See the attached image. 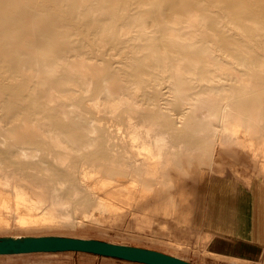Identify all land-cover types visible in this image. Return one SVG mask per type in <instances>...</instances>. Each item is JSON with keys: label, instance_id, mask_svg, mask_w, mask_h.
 I'll list each match as a JSON object with an SVG mask.
<instances>
[{"label": "bare ground", "instance_id": "obj_1", "mask_svg": "<svg viewBox=\"0 0 264 264\" xmlns=\"http://www.w3.org/2000/svg\"><path fill=\"white\" fill-rule=\"evenodd\" d=\"M113 51L125 53L129 63L112 65ZM247 57H264V0H0V122L11 123L25 115L41 120L37 128L25 129L15 140L8 135L9 127L0 123V182L19 180L17 174L23 170L41 169L53 183L48 196L41 192L34 203L15 188L14 200L4 196L0 200V217L23 208L25 213L6 219L7 225L26 226L47 214L70 221L72 199L79 192L66 190L65 177L71 175L74 181L75 164L68 160L81 158L83 151L98 158L94 166L101 170L131 166L135 174L146 177L152 174L140 169L144 165L159 171L169 166L179 169L176 155L163 152L167 141L162 134L152 142L146 140L153 137L151 127L143 136L129 121L130 137L138 143L143 161L134 159L129 150H119L110 138L95 143L94 119L86 122L74 107V100L88 101L76 93L93 88L101 87L99 100L104 105L135 102L129 92L133 86L147 101L161 105L159 115L167 121L190 114L199 123L197 135L218 137L222 144L235 140L242 155L253 153L255 168L259 160L253 130L244 126L241 106L233 107L235 89L251 86L248 78L235 73V67L252 68ZM260 67L264 74V64ZM98 73L106 75L95 82ZM152 84L165 93L149 94ZM111 108L109 113L118 111ZM56 116L67 125L58 128ZM41 145L49 146L51 162L40 159ZM186 145H181L184 154L193 153ZM226 154L232 163L241 159L235 149ZM128 159L135 164L127 165ZM115 174L119 176L96 189V198L77 207L84 217L92 208L100 213L96 218L100 220L112 202L124 210L132 202L137 208L141 199L152 197L165 213L179 216L184 182L166 191L171 199L161 196L164 191L158 194L177 177L161 174L158 184L149 187L142 186L138 176ZM65 191L68 195H63Z\"/></svg>", "mask_w": 264, "mask_h": 264}, {"label": "rangeland", "instance_id": "obj_2", "mask_svg": "<svg viewBox=\"0 0 264 264\" xmlns=\"http://www.w3.org/2000/svg\"><path fill=\"white\" fill-rule=\"evenodd\" d=\"M112 55L111 62H113L112 65L114 66H123L127 62L129 63L125 53L113 51ZM247 59L250 61L252 68L247 70L244 67H235V73L240 76L244 75L246 79L248 78L251 86H241L235 89L234 95L236 99L233 100V107L240 109L241 106L239 112L244 119V126L253 130L252 138L254 147L258 152L257 160H259L255 168L251 163L253 153L246 151V154L243 155L247 157L243 156V150L239 145L235 144V140H230L229 144H222L218 137L212 139L204 134L197 135L195 129L199 126V123L192 119L190 114L182 119H176L171 116L167 121L159 115L161 105L147 101L146 98L141 96L140 91H134L133 86L130 87L129 92L134 94L133 101L136 103L104 105L99 100L100 92L102 91L101 87L98 89L93 88L86 94L77 92L76 97L84 96L88 98L87 102H82L80 99L74 100V107L76 109L79 108L78 112L81 113L86 122L94 119L93 124L96 128L95 143H103L107 138H110L119 150H129L133 154L134 159L143 161L142 156L137 153L138 143L134 142L130 137L129 121L136 126L143 136L146 135L147 129L151 127V135L153 137H146V140L152 142L155 135L162 134L167 141L163 152L165 154L172 152L176 155L175 164L179 169L175 170L169 166L165 170L159 171L144 165L140 169L143 171L148 169L152 174L151 176L148 174L146 177L135 174L131 166L129 168L116 165L110 170H101L94 166L99 162L98 158L86 156L90 154L89 151H83L80 154L81 158L73 157L68 160V162L75 164L74 181L70 179L71 175L65 177L66 190L76 188L79 192L72 199L70 207L71 220L66 221L58 215L51 216L47 214L38 218L36 223L26 226L19 227L15 222L7 225L6 219H14L16 216L25 213L24 209L20 208L13 213H5L0 217V238L57 236L99 239L161 251L194 264H250L216 255L212 251L208 239H202L199 234L192 232L181 220L184 198L188 194V190H190L188 182L195 180L202 171L208 170L216 175H224L227 173H238L239 170L242 174L258 180H264V74L260 73V66L262 63L264 64V57H261L260 60L250 57H247ZM227 60L232 62L229 58ZM61 73L62 75L68 74L67 71H61ZM105 75L106 73H98V76L94 79L95 82ZM160 90L153 84L147 88V92L154 95ZM161 92L165 93V89H162ZM111 107L117 108L118 111L113 114L109 113V110L113 109ZM1 112L2 109H0V115ZM203 113L206 114L207 110L204 109ZM40 121V118L25 115L11 123H7V121L2 123L9 127L8 135L12 140H15L18 133H25V129L37 128ZM54 122L58 128H63L67 125V122L61 119L60 116H56ZM183 144H187L188 146L186 145V147L194 152L184 154L181 148ZM230 148L235 149L241 155L239 161L232 163V160L226 154V151ZM38 149L40 159L45 160L51 157L48 154L49 146L41 145ZM247 160H249L248 164ZM48 161L51 162L52 159L48 158ZM240 161L242 162L240 163ZM127 162V165L130 163L135 164L131 162V159H128ZM40 170H23L17 174L19 180H11L9 183L1 181L0 200L3 196L14 200L17 194L15 188L27 193V201L29 203H34V201L41 198V192L48 196V190L52 188L53 183ZM116 172H121L128 178H137L138 176L139 178L137 179L142 186L149 187H155L158 184V176L161 174L177 177L175 182L169 181L168 185L161 187L158 194H162L161 191H164L161 196L171 199L167 192L174 191L176 184L184 182L187 188L184 191L179 216L176 217L174 213L173 215L165 213L162 207L156 205V197H152L146 200L141 199L137 204V208L134 207L136 203L132 202L133 204L130 203V206L124 208V210L116 202H112L110 203L112 206L109 209V213L100 220H96V218L100 217V213L92 208H89L88 213H86L88 217H84L81 210L77 209V207L96 198V189L102 182L117 178L119 175L115 174ZM1 177L2 174L0 173ZM36 187H39L41 191L37 192L34 190ZM68 193V191H65L63 195H68ZM44 203L46 202L44 201ZM0 264L136 263L68 252L0 256ZM256 264H264V253Z\"/></svg>", "mask_w": 264, "mask_h": 264}, {"label": "crops", "instance_id": "obj_3", "mask_svg": "<svg viewBox=\"0 0 264 264\" xmlns=\"http://www.w3.org/2000/svg\"><path fill=\"white\" fill-rule=\"evenodd\" d=\"M193 181L182 205L184 225L207 238L216 255L256 264L264 253V180L239 170L224 175L206 170Z\"/></svg>", "mask_w": 264, "mask_h": 264}, {"label": "water", "instance_id": "obj_4", "mask_svg": "<svg viewBox=\"0 0 264 264\" xmlns=\"http://www.w3.org/2000/svg\"><path fill=\"white\" fill-rule=\"evenodd\" d=\"M68 252L95 255L136 264H194L161 251L99 239L57 236L22 237V239L0 238V256Z\"/></svg>", "mask_w": 264, "mask_h": 264}]
</instances>
